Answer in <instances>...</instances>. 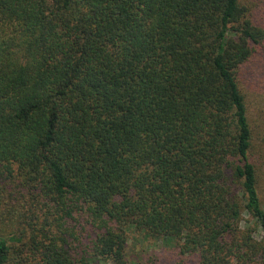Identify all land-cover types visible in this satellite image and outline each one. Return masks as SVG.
<instances>
[{
  "label": "trees",
  "instance_id": "1",
  "mask_svg": "<svg viewBox=\"0 0 264 264\" xmlns=\"http://www.w3.org/2000/svg\"><path fill=\"white\" fill-rule=\"evenodd\" d=\"M252 1L0 0V264H264Z\"/></svg>",
  "mask_w": 264,
  "mask_h": 264
},
{
  "label": "rangeland",
  "instance_id": "2",
  "mask_svg": "<svg viewBox=\"0 0 264 264\" xmlns=\"http://www.w3.org/2000/svg\"><path fill=\"white\" fill-rule=\"evenodd\" d=\"M253 3L255 12L260 14L264 20V0H255ZM254 67L256 70L259 68L257 63L254 65ZM261 68L262 70L259 74H250L249 80L255 83V91H258V94L256 95H263L264 97V63ZM258 156L260 161L259 164L262 167L260 172L262 174V195L264 199V147L259 146ZM1 201L2 200L0 199V202ZM0 225V233H2L5 231L4 228H6V225L2 224V222H0ZM130 246H132L129 249L131 259L137 260L143 264H179L182 260V257L177 253L176 250H174L172 247L162 246L161 244L148 246L147 243H135L134 241ZM188 264L196 263L188 262Z\"/></svg>",
  "mask_w": 264,
  "mask_h": 264
}]
</instances>
